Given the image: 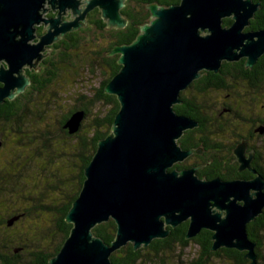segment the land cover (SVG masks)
Masks as SVG:
<instances>
[{
    "label": "water",
    "instance_id": "95a60500",
    "mask_svg": "<svg viewBox=\"0 0 264 264\" xmlns=\"http://www.w3.org/2000/svg\"><path fill=\"white\" fill-rule=\"evenodd\" d=\"M123 4L124 0H0V61L7 65L0 67V104L29 84L22 69L34 68L47 47L84 27L89 12L98 9L109 29L125 28ZM46 5L57 11L54 18H43ZM257 6L252 0H180L167 7L151 3V20L135 40L109 52L118 55L120 69L104 92L116 98L119 109L111 132L98 141L84 168L81 189L64 218L71 225L69 234L48 264H111V255L127 244L134 251L146 248L187 220L186 240L208 230L212 252H245V259L258 264L256 243L246 227L263 213L264 178L252 171L255 177L249 180H202L195 168L172 169L191 154L177 140L195 126L193 119L173 109L181 103L180 93L202 72L217 73L223 62L246 58V67H252L264 54V29L243 32ZM68 11L72 20H62ZM227 17L233 23L225 28L222 20ZM42 23L46 33L34 36ZM34 39L37 43L29 44ZM83 119L84 112L76 111L63 129L72 135ZM243 149L235 150L240 171L249 167ZM109 220L116 231L107 244L92 230Z\"/></svg>",
    "mask_w": 264,
    "mask_h": 264
},
{
    "label": "rangeland",
    "instance_id": "374dc122",
    "mask_svg": "<svg viewBox=\"0 0 264 264\" xmlns=\"http://www.w3.org/2000/svg\"><path fill=\"white\" fill-rule=\"evenodd\" d=\"M79 36L81 39L78 48L73 50L74 52L70 50L69 61L74 67L63 70V77L67 79L64 80L65 89L59 90L58 85L63 84L58 83L54 88L52 86L34 96L32 103L24 109L25 113H22L23 123L0 122V141L6 144L3 145L6 150L3 149L1 152L2 147L0 148V171L11 169L9 161L11 167L17 162L22 164L18 166V170L22 171L18 179L9 176L8 173L0 172V205H2L0 206V239L7 238L6 246L10 247L9 250L34 243L32 237L30 241H26L25 237L32 236L41 229L43 231L37 242L40 247L52 248V243L53 245L57 243L59 238L54 232L48 238L44 236L46 230L52 228L53 220L57 217L56 213L54 214L56 210L41 211V208L44 206H48L49 209L53 206L60 208L73 193L79 170V137H83L89 143V133L92 132L90 124L108 110L100 104L89 105V114L81 122L83 128L76 138L68 137L58 129V121L68 112L85 106L86 102L96 94L94 90L108 78V69L95 59L93 54L106 45V35L90 24ZM216 99L218 98L215 95L207 93L201 101L209 106ZM260 104L264 105V86ZM38 114H41V118L36 116ZM18 127L22 131L21 136L14 131ZM12 148H15L14 152ZM262 151L264 153L263 147ZM24 211H26L25 216L10 229L1 222L12 214H20ZM46 211L48 212L43 213ZM143 253L145 257L151 259L150 264H189L197 258L199 249L191 243L185 249L175 245L172 250L160 255L148 250ZM259 254L257 262L264 264V241L261 243ZM21 257L24 259V253ZM207 264L232 263L222 258H211Z\"/></svg>",
    "mask_w": 264,
    "mask_h": 264
},
{
    "label": "flooded vegetation",
    "instance_id": "af4514ba",
    "mask_svg": "<svg viewBox=\"0 0 264 264\" xmlns=\"http://www.w3.org/2000/svg\"><path fill=\"white\" fill-rule=\"evenodd\" d=\"M151 3L162 6L158 4V1ZM151 3L138 4V2L134 0H124V4L120 9V13L123 18L126 19L128 24L129 21L127 14H130L134 9H140V6L144 7L145 10L149 12L147 7ZM254 4L258 5V9L255 11L253 17L249 20L248 26L243 29L244 33L256 32L264 29V9L259 6V2ZM80 7H82V5ZM45 8L48 9V11L44 14L43 18L50 19L56 16L57 11H52L47 5ZM94 13H98L100 16V11L98 9H94L93 11L89 12L85 18L84 27L77 31L67 33L59 41L55 42L50 47H47L45 51L41 53L44 57L34 68H29L26 66L22 69L21 74L26 79H28L29 84L21 93L15 95L12 100L5 99L4 102L0 104V112L4 110L3 107L7 102L12 101H16V106L14 107L15 110H20L23 108L24 112V109L32 103L31 100L33 97L39 95L42 90L50 89L52 86L54 88L58 85V83L63 84L58 85L59 90L63 91L65 89L64 80L67 79L64 78L65 76L63 77V70L65 68L74 67L73 63L69 61L71 58L70 50L75 51L78 48V42H80L70 41L68 35L70 34L73 38L81 39L79 34L90 26L92 15ZM62 20L71 21V13L69 11L66 12V14L62 17ZM232 23V17H227L222 20V26L225 28L230 27ZM106 29L115 30L109 29L107 26ZM46 30L47 26L42 23L36 27L34 36L38 37L45 34ZM36 43L37 39L29 42V44ZM108 45L109 42L106 43L104 47H107ZM263 56L264 54L261 57ZM260 58L252 67H246V58H241L236 62H223L217 73L202 72L199 78L201 80H205L202 82L201 80L199 82H195L196 80L192 82L190 86H197L193 91V97L195 99L194 117H190L194 120L195 126L183 133L180 138V144L178 143L179 139L177 140V145L182 150H190L191 154L182 162L175 164L173 166L174 168L172 167V169L180 171L184 169L195 168V175H197L202 180H213L215 178L226 182L236 179L249 180L255 177V174H253L252 171L264 178V153L262 151V147L264 148V105L260 104L263 88L260 86L261 82L258 81L261 76H264V71L259 72V70L255 69V67H261L262 65L261 68L264 70V58H262V62H260ZM238 66L240 67V70L235 69ZM0 67L7 69V65L4 61H0ZM37 80H40L42 83L47 82V86L42 87L38 85ZM203 84H208L205 90L200 89ZM190 86L183 92L190 90ZM1 87H3V83L0 82V88ZM14 91H16V89ZM207 93L213 94L218 98L214 100L209 106H206V104L204 105L201 101L202 97ZM27 111L28 110H26V112ZM61 121L62 120H59L58 123H61ZM0 122L2 123L3 121L0 120ZM18 124L20 123L18 122ZM63 126L62 129H60L63 134L68 137L75 136V134L69 135L67 130L63 129ZM79 130L78 132H80ZM14 131L18 136L22 135V131L19 129V127L15 128ZM76 137L77 136H75V138ZM3 145L6 144L0 141V148L2 147L1 152H3V149H5L3 148ZM239 146L244 147V161L249 160V167L242 171L239 170L241 164L235 155V150ZM12 149L14 152L15 148ZM83 158L84 150L79 148V170L76 176L77 180L75 184H77V182L79 183L81 177H84V169L82 171L80 170V165ZM10 163L11 161H9V168H11L10 170H1L0 172L8 173L9 176L17 177L18 179L22 172L21 170H18V166H20L21 162L14 163L12 167ZM24 170H26V168H24ZM202 171H205V174H202ZM25 212L26 211L20 214H12L1 222L4 221L6 228L10 229L25 216ZM14 218L15 221L12 223V225L8 226V222ZM182 224H185L188 227L189 221L187 220L180 225ZM259 225L260 219H257L255 226L258 228ZM174 229H170L169 236L172 234ZM201 231L208 230L203 229ZM201 231L199 234H201ZM250 235L248 234V237H250ZM24 247L25 246H20L18 249H15L14 252L18 253L19 251L24 250ZM9 248V246H5L3 252L4 255H8V258L10 259L11 256L8 254ZM242 253L245 254V252ZM24 256L26 257V255ZM27 262V260L23 259L22 261H16V264H27Z\"/></svg>",
    "mask_w": 264,
    "mask_h": 264
},
{
    "label": "trees",
    "instance_id": "16d2710c",
    "mask_svg": "<svg viewBox=\"0 0 264 264\" xmlns=\"http://www.w3.org/2000/svg\"><path fill=\"white\" fill-rule=\"evenodd\" d=\"M138 2V4H147L151 2L158 1V4L162 6H169L179 3L180 0H134ZM254 3L259 2V6H261L264 9V0H253ZM127 18L129 23L126 25L123 29H115V30H107L106 29V23L100 18L98 13H94L92 15V21L91 24L101 33H104L107 38V43L109 42V45L107 47L100 48L97 52H94L95 59H98L107 69H108V78L100 84L99 88L94 90L96 91V94L93 95V98L91 100H88L85 104V106L81 107L80 109L72 110L68 112L65 116L62 117L61 123H58V129H62V126L70 115L76 111H83L84 112V119L89 114L88 106H95L97 104L102 105L104 109L107 107L108 110L106 113L100 114V117L93 120V122L90 124V130L92 132L89 133V143L84 139L83 137H79L80 141V148L84 150V158L82 159V163L80 165V170L82 171L90 162L96 148L97 143L101 139H104L110 132H111V126L114 120V117L119 109V104L114 96L108 95L104 92V87L108 83V81L119 71L120 65L118 64V55L109 56V52L116 46H121L125 44L132 43L137 35L140 33V28L150 22V13L145 10L144 7L140 6V9L138 10H132L130 14H127ZM84 30V29H82ZM80 30V31H82ZM79 31V32H80ZM68 38L70 41L78 42L80 41L79 38H73L71 35H68ZM262 58L260 59V62H262ZM264 63V61H263ZM262 67V65H261ZM261 67H255L256 70H259V72L264 71ZM240 70V67L237 68ZM201 79L195 81L199 82ZM205 80L202 79L201 82ZM48 81V80H47ZM261 82V88L264 86V76H261V78L258 80ZM38 85L42 87L47 86V82L42 83L40 80H37ZM208 84H203L202 87H200L201 90H205L207 88ZM197 87V86H196ZM195 86H190V90L187 92H181L180 93V101L181 103L174 106L173 109L175 110L176 114L178 115H184L188 117H194V111H195V99H194V90L196 89ZM16 106V101L7 102L5 106L3 107L4 110L0 112V120L4 122H23V108L20 110L14 109ZM43 115V114H42ZM38 118H41V114L36 115ZM45 116L43 115V118ZM83 128V125L81 124L80 130ZM79 130V131H80ZM61 131V130H60ZM77 133V134H76ZM74 133L75 136L78 137V131ZM72 134V135H74ZM70 135V134H69ZM181 140H178V143L180 144ZM90 148V149H89ZM174 168V167H173ZM202 174H205V171L201 172ZM84 181V177H81V180L79 183L77 182V185H75L73 193L67 198V200L63 203V205L60 208H54L51 207V209L47 208L48 206H44L41 208L42 210H56L54 214L56 213L57 217L53 220L52 228L50 230H46V234H44L45 237H50L51 235L57 234V237L59 240L56 244L53 245L52 248H44L40 247V245L37 243L40 240V233H42V229L35 232L32 236H26L25 234H22L26 236V241H30V237L33 238L35 241L34 243H28L25 245L24 250L19 251L18 253H15V249H11L8 251V254H10V259L8 258V255H4V249L5 246L8 244L6 243V239H0V261L1 264H16V261L23 260L20 259L21 254L24 253L26 257L24 260H27V264H48V261L51 257L56 255L63 242L67 238L71 225L67 224L64 221V218L72 204V202L76 199L78 196V193L81 189L82 183ZM54 187V186H52ZM1 206V205H0ZM43 212V213H47ZM257 219H260V225L258 228L255 226V223ZM5 224V222H2ZM187 225L182 224L176 229L172 231V234H170L169 237L163 240H154L148 247L141 248L139 250L134 251L131 244H127L126 246L122 247L120 250L114 252L111 257V264H150L151 259L145 257L144 253L145 251H152L155 255H160L163 252L172 250L175 245L179 246L180 249L187 248L191 243L195 244L198 249L199 253L195 260H192L189 264H207L211 258H222L230 261L232 264H250L248 260L244 258V253L238 252L233 249H224L221 248L215 252L211 251L212 241L211 236L212 233L208 231H201V234L196 236L193 239L186 240L185 234H186ZM93 235L95 237L101 238L105 243L109 244L114 240L115 237V231L116 227L112 220H109L106 223H103L101 225L96 226L93 230ZM175 233V234H174ZM247 233L250 235V240L256 243L255 247V253L257 255V260L260 257V246L262 241H264V209L263 213L258 216L253 222H251L249 225H247Z\"/></svg>",
    "mask_w": 264,
    "mask_h": 264
}]
</instances>
